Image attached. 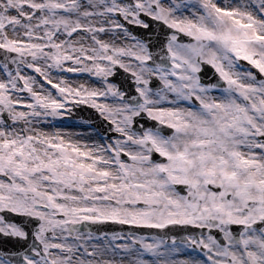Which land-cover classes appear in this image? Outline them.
<instances>
[{"label":"snow or ice","instance_id":"1","mask_svg":"<svg viewBox=\"0 0 264 264\" xmlns=\"http://www.w3.org/2000/svg\"><path fill=\"white\" fill-rule=\"evenodd\" d=\"M79 105L115 135L42 130ZM8 243L0 264H264V0H0Z\"/></svg>","mask_w":264,"mask_h":264},{"label":"water","instance_id":"2","mask_svg":"<svg viewBox=\"0 0 264 264\" xmlns=\"http://www.w3.org/2000/svg\"><path fill=\"white\" fill-rule=\"evenodd\" d=\"M133 30L136 32L137 35H141L143 32V30H140V29H133ZM125 76L126 74H124L122 70H118L117 75L114 78H110V79L116 82L117 84H122L125 82ZM203 79L205 82H209V81L215 82L218 79V77L214 75L213 70H211L210 68H207L206 75L203 76ZM72 110H74L76 113L68 116V118L86 120L92 126H94L100 132L101 135H105L101 131L105 130L104 128L107 122L103 121L100 118L99 114L94 109L90 108L88 105H79L73 108ZM104 230L106 231H121V230L127 231V226H124L122 229L118 225H108ZM4 248L11 249L13 248V245L11 243H8L7 245L0 244V250H3Z\"/></svg>","mask_w":264,"mask_h":264},{"label":"rangeland","instance_id":"3","mask_svg":"<svg viewBox=\"0 0 264 264\" xmlns=\"http://www.w3.org/2000/svg\"><path fill=\"white\" fill-rule=\"evenodd\" d=\"M68 77L74 83L85 82V81H88L90 79L86 75L77 76L74 74H68ZM94 86H98V85H94ZM98 102H103V101H98ZM66 115H68V114L65 113L64 116H66ZM64 116L59 118L57 121H55V127H52L51 125L45 124L42 126V130L45 132H50V131H55L57 128H59L62 131L79 133L85 137V141H82V142H87V143H92L93 140L99 141L100 139H102L94 131V129L89 128L85 122L77 121V120L64 119ZM89 136H91L92 139H87Z\"/></svg>","mask_w":264,"mask_h":264},{"label":"flooded vegetation","instance_id":"4","mask_svg":"<svg viewBox=\"0 0 264 264\" xmlns=\"http://www.w3.org/2000/svg\"><path fill=\"white\" fill-rule=\"evenodd\" d=\"M215 94H218V93H215ZM83 122H85L89 128L94 129V131H95V132H96L101 138H103L105 135H107V136H109V137H112V136L115 135L114 133L109 132V125H108V124H106V126H105V128H104L105 130L101 131V132H103V134H105V135H101L100 132H99L98 130H96L92 125H90V123H88V122H86V121H83Z\"/></svg>","mask_w":264,"mask_h":264}]
</instances>
